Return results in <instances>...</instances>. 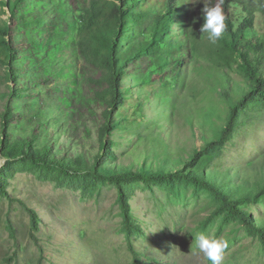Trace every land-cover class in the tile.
<instances>
[{
    "label": "trees",
    "instance_id": "16d2710c",
    "mask_svg": "<svg viewBox=\"0 0 264 264\" xmlns=\"http://www.w3.org/2000/svg\"><path fill=\"white\" fill-rule=\"evenodd\" d=\"M212 5L222 8L226 24L216 43L200 32L204 6ZM1 11L7 18L1 20L0 14V79L13 83L7 84L9 91L3 93L6 103L0 117V155L6 161L29 162L65 176L84 178L90 185L113 184L118 192L122 227L129 237L142 235L143 229L130 211V195L124 186L129 181H166L191 183L207 191L214 211L223 221L244 225L247 233L264 243V217L254 220L247 209L264 202V158L258 168L261 175L253 183L244 179L236 184L228 172L206 170L223 154L226 143L255 118V110L264 113V30L257 29L255 18L257 13L264 16V0H0ZM66 50L72 54L68 59L63 55ZM141 59L147 61L146 70L137 72L143 68ZM187 61L193 62L191 70L196 76L203 75V92L209 87L213 97L224 103V124L216 125L212 120L220 117L221 112L209 96H205L210 100L208 104L203 102L195 108L186 102L172 101V108H181L180 115L185 120L194 124L196 112L211 127L210 137L195 147L188 159H182L179 169L169 172L161 165L152 166L145 161L133 167L108 164L115 159L113 145H118L112 134L127 117L120 115L129 93L125 80L142 77L149 85L160 81L162 91H168L173 99L176 94L172 92L184 85L181 74L187 70ZM54 65L66 72L61 74L63 77H68L64 85L55 88L62 95L58 102L66 108L61 109L64 119L73 121L72 134L81 130L79 123L95 118L100 110L98 150L90 159L82 149L74 156L58 154L49 144L50 139L43 146H36L37 128L30 137H12V124L23 116L18 104L24 98H28L29 104L40 102L38 95L43 91H35L36 86L52 80L57 71ZM27 69H38L43 74L39 80L26 81L21 87ZM233 74L239 76L241 83L232 82ZM191 83L183 95L195 98L200 91ZM27 90L32 93H26ZM45 96L52 97L47 93ZM40 114L38 111L32 118ZM82 130L90 129L85 125ZM142 136H150L143 145L152 144L156 137L153 132L142 133L136 142ZM27 210L32 230L38 231L37 212L28 207ZM206 220L199 224L202 231ZM6 229L16 238L11 223ZM31 237L36 241L34 234ZM128 250L132 264H161L137 250L130 240ZM4 260L11 264L14 258Z\"/></svg>",
    "mask_w": 264,
    "mask_h": 264
},
{
    "label": "rangeland",
    "instance_id": "374dc122",
    "mask_svg": "<svg viewBox=\"0 0 264 264\" xmlns=\"http://www.w3.org/2000/svg\"><path fill=\"white\" fill-rule=\"evenodd\" d=\"M0 14L1 20L7 18L4 12ZM262 15L257 13L255 17L260 31L264 30ZM63 55L67 59L72 56L69 50ZM141 60L143 68L137 72L146 70L147 61ZM185 64L187 70L181 74L184 85L172 92L176 94L173 99L168 91H162L160 81L149 85L142 77L125 80L129 93L120 115L127 117L112 134L118 145H113L111 152L115 159L108 164L133 167L145 161L152 166L161 165L169 172L179 169L182 159H188L192 150L210 137L211 127L203 123L196 112H193L195 123L191 124L180 115L181 108H172V101L175 104L186 102L190 108H195L211 100L221 112L220 117L212 120L216 125L224 124V103L213 97L209 87L203 92V75L199 73L196 76L192 72V61ZM133 66L134 63L131 68ZM53 68L57 71L52 80L36 86L35 91H43L38 95L40 102L29 104L28 98H24L18 104V111L23 116L12 124V137H30L33 129L37 128L36 146L41 147L46 139H50L49 144L58 154L74 156L82 149L90 159L98 150L100 110L95 118L89 117L88 122L79 123L81 130L72 134L73 121L64 119L61 109L66 108L58 102L57 98L62 95L55 88L64 85L68 77L61 75L66 72H60L57 65ZM31 71L27 69L24 73L21 87L26 81L39 80L43 74L38 69ZM232 82L241 83V80L233 74ZM190 83L200 91L195 98L183 95ZM7 84L13 86L12 82L0 79V117H3L1 111L6 103L3 93L9 91ZM26 93L32 92L27 90ZM45 93L52 97H46ZM205 96L210 100L207 101ZM38 111L41 114L32 118ZM253 116L255 118H251L226 143L223 154L206 170L214 168L221 174L228 172L236 184L244 179L253 183L261 175L258 168L264 158V113L255 110ZM2 123L0 119V141ZM85 125L89 131L82 130ZM147 132L156 135L152 144H142L150 136H142L136 142L140 134ZM202 134L206 138H201ZM80 143L82 148H79ZM124 188L130 195V211L143 229L142 235L129 237L124 231L121 208L116 201L118 192L113 184L90 185L84 178L65 176L29 162L6 161L0 155V264H5L4 259L8 257L14 258L11 264H132L128 240L137 250L161 264H212L196 248L191 233L197 232L227 242L222 264H264V243L247 233L244 225L223 221L221 215L214 211L207 191L195 188L191 183L166 181H129ZM27 207L34 209L39 216L38 231L31 228ZM247 209L252 212L254 220L264 217V202ZM204 219H207V225L202 231L199 224ZM8 223L16 230L14 239L6 229ZM31 234L37 237L36 241Z\"/></svg>",
    "mask_w": 264,
    "mask_h": 264
},
{
    "label": "clouds",
    "instance_id": "9594fccd",
    "mask_svg": "<svg viewBox=\"0 0 264 264\" xmlns=\"http://www.w3.org/2000/svg\"><path fill=\"white\" fill-rule=\"evenodd\" d=\"M204 23L201 33L207 34V39L216 43L223 35L226 24L225 15L219 5L204 6ZM194 236L196 248L203 253L212 264H222L223 253L228 244L226 241L203 233H191Z\"/></svg>",
    "mask_w": 264,
    "mask_h": 264
}]
</instances>
